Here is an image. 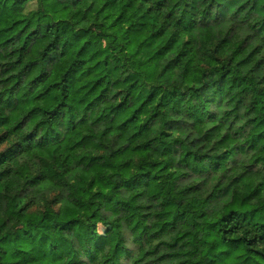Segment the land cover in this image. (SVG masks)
<instances>
[{
	"label": "clouds",
	"instance_id": "clouds-1",
	"mask_svg": "<svg viewBox=\"0 0 264 264\" xmlns=\"http://www.w3.org/2000/svg\"><path fill=\"white\" fill-rule=\"evenodd\" d=\"M0 264H264V0H0Z\"/></svg>",
	"mask_w": 264,
	"mask_h": 264
}]
</instances>
